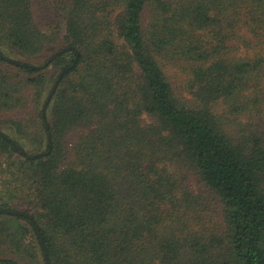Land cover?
<instances>
[{
  "label": "trees",
  "instance_id": "1",
  "mask_svg": "<svg viewBox=\"0 0 264 264\" xmlns=\"http://www.w3.org/2000/svg\"><path fill=\"white\" fill-rule=\"evenodd\" d=\"M37 1L0 0V125L41 152L0 131L34 220L0 264H264V0Z\"/></svg>",
  "mask_w": 264,
  "mask_h": 264
},
{
  "label": "rangeland",
  "instance_id": "2",
  "mask_svg": "<svg viewBox=\"0 0 264 264\" xmlns=\"http://www.w3.org/2000/svg\"><path fill=\"white\" fill-rule=\"evenodd\" d=\"M52 14V6L49 1L40 0L36 2L34 15L36 22H38L40 27L46 29L47 26L52 23ZM5 54L7 58L11 60L21 62H34L35 60L34 57L23 55L18 51L5 50ZM54 71L55 70L52 69L49 74L53 73ZM28 107L32 108L31 106ZM28 111L29 109L24 110L25 113H28ZM0 131L8 135L10 139L12 138L17 141L16 144L19 145L20 148H22L24 151V153H21L19 150H16L19 154H22L23 156L33 155L32 153L36 150L35 146L29 144L30 139L27 138L24 133H20L17 130L10 128L9 126L2 124L0 125ZM29 132L32 133L33 129H29ZM43 148V146L40 147V150H42ZM13 157H15L13 159L18 158L17 153L14 154ZM5 158L6 155L0 156V196H2L4 200L8 201L7 205L12 208L11 210H20L27 212L30 210V205L25 201L23 195L25 192L24 190H26L27 186L30 184V180L28 179L30 177L29 171L27 169L20 170L16 164L11 165L9 168H7L6 164L4 163ZM195 179L192 182V186L195 190H197V178L195 177ZM6 215L8 214L3 213L1 215V218H5ZM18 258L20 264H25L28 261V258H26V256L25 258Z\"/></svg>",
  "mask_w": 264,
  "mask_h": 264
},
{
  "label": "water",
  "instance_id": "3",
  "mask_svg": "<svg viewBox=\"0 0 264 264\" xmlns=\"http://www.w3.org/2000/svg\"><path fill=\"white\" fill-rule=\"evenodd\" d=\"M67 49H68V47H64V48L61 49V51H64V50H67ZM57 54H58V52H56V53L54 54V56L57 55ZM9 60H10L11 62H14V63L16 62V60H11V59H9ZM66 71H67V67H64V68L61 70V72L58 74V76H57V78H56V80H55V83L53 84V86H52V88H51V92L54 91V89H55V87H56L58 81L60 80L62 74L65 73ZM50 97H51V94H49V96H48V98H47L45 104H44L43 107H42V117H43V119H44V114H45L46 106H47V103H48V100L50 99ZM44 123L46 124L45 120H44ZM0 134H2V133H0ZM49 138H50V137H49ZM13 145H14L15 150H19L21 153H24L23 149L20 148L19 145H17L16 143H13ZM40 154H41V152L36 153V154H33V155H31V157H35V156H38V155H40ZM2 211H3L4 213H7V214L22 215V216H24V217L29 218L30 220H32V221L34 222L32 216L29 215L28 213L24 212V211H20V210H1V209H0V212H2ZM39 237H40V240H41V235H39ZM41 243H42V241H41ZM42 250H44L43 253H44L45 262H46V264H49L48 257H47V253H46V250H45V247H44L43 243H42Z\"/></svg>",
  "mask_w": 264,
  "mask_h": 264
}]
</instances>
